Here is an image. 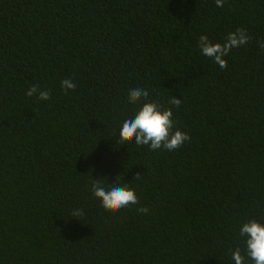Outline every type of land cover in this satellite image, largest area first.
<instances>
[{"label":"trees","instance_id":"16d2710c","mask_svg":"<svg viewBox=\"0 0 264 264\" xmlns=\"http://www.w3.org/2000/svg\"><path fill=\"white\" fill-rule=\"evenodd\" d=\"M237 29L227 67L200 54ZM261 45L264 0H0V264H232L240 222L264 218ZM136 85L182 147L119 140ZM117 175L139 203L104 209L91 178Z\"/></svg>","mask_w":264,"mask_h":264},{"label":"clouds","instance_id":"9594fccd","mask_svg":"<svg viewBox=\"0 0 264 264\" xmlns=\"http://www.w3.org/2000/svg\"><path fill=\"white\" fill-rule=\"evenodd\" d=\"M217 7H223V0H216ZM250 37L243 29L230 32L223 43H213L207 35H201L198 41L200 54L211 58L221 68L227 67L228 56L233 48H239L248 43ZM264 47V45H261ZM61 88L71 91L76 84L70 79L61 81ZM26 95L36 97L38 101L46 102L50 99V92L31 86ZM129 102L137 106L124 116L118 131L120 141L131 139L138 146H147L151 150L165 149L169 152L177 150L190 139L186 132L175 129L172 108H164L153 100H149V91L136 85L127 92ZM170 103L179 106L180 99L172 97ZM113 182L108 178H91L90 192L104 209L120 210L129 205H137L139 199L136 190L130 184L118 179ZM138 212L147 214L148 209L140 207ZM81 210H75L74 216L81 215ZM238 238L241 247L231 252L232 264H264V218L250 217L238 225Z\"/></svg>","mask_w":264,"mask_h":264}]
</instances>
